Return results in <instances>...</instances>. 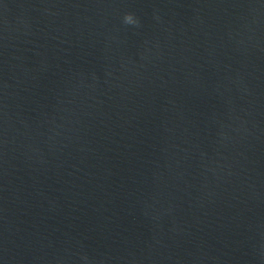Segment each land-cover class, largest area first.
Here are the masks:
<instances>
[{
	"label": "water",
	"instance_id": "obj_1",
	"mask_svg": "<svg viewBox=\"0 0 264 264\" xmlns=\"http://www.w3.org/2000/svg\"><path fill=\"white\" fill-rule=\"evenodd\" d=\"M0 264H264V0H0Z\"/></svg>",
	"mask_w": 264,
	"mask_h": 264
},
{
	"label": "clouds",
	"instance_id": "obj_2",
	"mask_svg": "<svg viewBox=\"0 0 264 264\" xmlns=\"http://www.w3.org/2000/svg\"><path fill=\"white\" fill-rule=\"evenodd\" d=\"M125 20H126L127 22H132L133 18H132L131 15H128V16L125 17Z\"/></svg>",
	"mask_w": 264,
	"mask_h": 264
}]
</instances>
